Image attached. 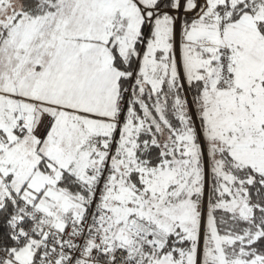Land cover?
I'll return each mask as SVG.
<instances>
[{
  "label": "snow or ice",
  "instance_id": "6c2138e0",
  "mask_svg": "<svg viewBox=\"0 0 264 264\" xmlns=\"http://www.w3.org/2000/svg\"><path fill=\"white\" fill-rule=\"evenodd\" d=\"M0 264H264V0H0Z\"/></svg>",
  "mask_w": 264,
  "mask_h": 264
}]
</instances>
